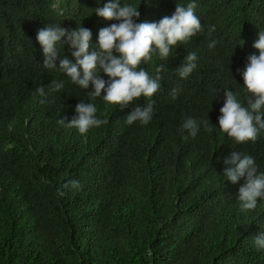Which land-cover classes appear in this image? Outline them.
<instances>
[{
    "label": "trees",
    "instance_id": "1",
    "mask_svg": "<svg viewBox=\"0 0 264 264\" xmlns=\"http://www.w3.org/2000/svg\"><path fill=\"white\" fill-rule=\"evenodd\" d=\"M108 2L0 0V264H264L253 243L264 232V199L242 212L245 178L232 184L223 175L231 151L252 157L264 174V130L236 144L218 129L223 92L247 106L242 73L259 54L264 0H120L138 9L136 23L194 2L201 23L166 59L154 51L138 66L152 77L165 69L146 125L125 118L149 98L108 105L103 90L93 98L91 85L82 89L43 66L38 30L89 29L91 51L99 30L119 23L95 14ZM57 50V67L64 56L75 62L67 45ZM193 52L196 68L182 79L176 70ZM52 81L63 87L50 91ZM81 102L107 123L84 135L58 123L70 122ZM189 118L195 137L182 128Z\"/></svg>",
    "mask_w": 264,
    "mask_h": 264
},
{
    "label": "clouds",
    "instance_id": "2",
    "mask_svg": "<svg viewBox=\"0 0 264 264\" xmlns=\"http://www.w3.org/2000/svg\"><path fill=\"white\" fill-rule=\"evenodd\" d=\"M196 4L188 3L186 7L177 5L171 17L165 16L159 22L136 23L140 13L135 6L121 5L120 0H109L102 8L95 9V14L105 21H118L98 32V40L91 51V31L79 27L68 30L58 25H52L38 30L36 40L43 54V66L46 69H56L70 78L71 82L82 89L93 91V98L101 97L108 105L127 107L141 96L149 98L145 107L136 106L125 118L128 125L139 121L146 125L152 119L153 106L150 98L161 87V76L164 65L156 68L155 77L145 70L138 69L142 61H148L152 53L158 52L160 58L166 59L171 49L180 43H187L189 38L201 30L199 18L195 15ZM67 45L71 50L74 63L66 56L60 57L57 45ZM213 41L209 47H214ZM258 55L252 54L242 73L243 89L245 90L247 106H242L232 91L223 92L224 104L220 108L218 129L226 133L236 144L254 142L261 130H264V32H260L253 44ZM114 53L118 54L114 55ZM196 53H189L185 62L176 70L180 78H187L196 68ZM108 77L105 81L100 73ZM50 91H59L63 82L52 81ZM174 92L176 90H173ZM41 96L45 95L43 86L37 89ZM76 115L65 124L63 119L58 123L68 128L78 130L84 135L90 128L106 124V120L97 118V108L92 103L81 102L76 105ZM182 128L192 137L198 132L197 121L189 118ZM223 175L226 180L236 184L245 178L239 188L238 199L242 212L256 208L258 199H264V174L257 173V166L252 157L231 151L223 159ZM72 186L79 188V182L72 181ZM68 187L67 184L64 185ZM59 195L64 193L58 190ZM257 249H264V232L253 238Z\"/></svg>",
    "mask_w": 264,
    "mask_h": 264
}]
</instances>
